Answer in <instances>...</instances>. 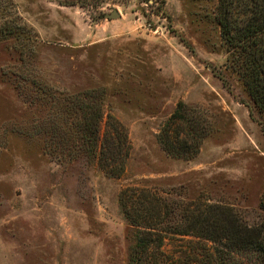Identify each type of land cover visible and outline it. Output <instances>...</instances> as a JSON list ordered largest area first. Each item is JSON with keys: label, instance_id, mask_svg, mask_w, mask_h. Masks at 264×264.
Listing matches in <instances>:
<instances>
[{"label": "rangeland", "instance_id": "rangeland-1", "mask_svg": "<svg viewBox=\"0 0 264 264\" xmlns=\"http://www.w3.org/2000/svg\"><path fill=\"white\" fill-rule=\"evenodd\" d=\"M87 2L0 0V264H129L127 188L260 221L264 115L230 66L218 0ZM45 87L103 93L101 130L119 122L130 144L122 174L55 146Z\"/></svg>", "mask_w": 264, "mask_h": 264}, {"label": "trees", "instance_id": "trees-1", "mask_svg": "<svg viewBox=\"0 0 264 264\" xmlns=\"http://www.w3.org/2000/svg\"><path fill=\"white\" fill-rule=\"evenodd\" d=\"M216 20L232 70L264 115V0H218ZM45 93L52 107L49 129L43 130L55 146L98 154L104 171L122 174L130 144L119 122L101 130L103 93L93 89L69 96L46 87ZM180 115L177 110L171 121ZM119 198L130 226L129 264H264V217L251 223L232 206L171 201L150 188H127ZM183 237H191L187 247L172 253L165 249L166 240Z\"/></svg>", "mask_w": 264, "mask_h": 264}, {"label": "water", "instance_id": "water-1", "mask_svg": "<svg viewBox=\"0 0 264 264\" xmlns=\"http://www.w3.org/2000/svg\"><path fill=\"white\" fill-rule=\"evenodd\" d=\"M120 14L117 9H113L110 13L104 15L105 18L112 19L118 17Z\"/></svg>", "mask_w": 264, "mask_h": 264}]
</instances>
